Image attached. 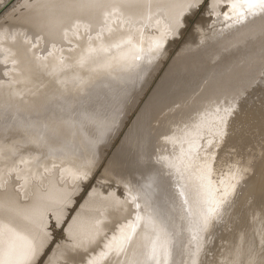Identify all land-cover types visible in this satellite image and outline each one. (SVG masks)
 <instances>
[{
  "label": "bare ground",
  "instance_id": "6f19581e",
  "mask_svg": "<svg viewBox=\"0 0 264 264\" xmlns=\"http://www.w3.org/2000/svg\"><path fill=\"white\" fill-rule=\"evenodd\" d=\"M205 1L20 0L2 16L0 264H264V11L208 0L159 73Z\"/></svg>",
  "mask_w": 264,
  "mask_h": 264
},
{
  "label": "rangeland",
  "instance_id": "374dc122",
  "mask_svg": "<svg viewBox=\"0 0 264 264\" xmlns=\"http://www.w3.org/2000/svg\"><path fill=\"white\" fill-rule=\"evenodd\" d=\"M18 1H20V0H8L5 4H3V8H1L0 9V19L2 18L3 19V17L2 16H4L5 15V13H7L8 11H10L11 9H13V7H15L14 5L18 2ZM208 0H206L205 1V3L203 4V6L200 8V9H197V17L195 16L194 18H193V20L192 21H190L189 23H188V25H187V27H186V25L185 26H183V27H185L184 28V30L185 31H183L182 32V34H181V36L179 35V36H177V37H175V42L173 43V45L169 48L170 49V55H168V56H170V57H165L164 58V65L162 66V69L160 70V75L162 76V74H163V71H165L164 69L165 68H167L168 67V65H170L169 64V62L171 61L172 62V58H175L176 57V55H177V53L179 54L180 53V51L182 50H180V51H178V49H180V47L181 48H183V42H185L184 43V45L187 43V42H196L197 40H195L196 39V37H197V39H198V35L197 34H199V33H197L194 29L196 28L197 29V27H194L195 26V24L197 25V22L199 21V22H201L203 19L205 20V15H208V12L206 13L205 11H207V5H208ZM3 3V0H2V2L0 3V4H2ZM201 3H203V1L201 2ZM204 8V9H203ZM205 8H206V10H205ZM202 10V11H201ZM201 11V12H200ZM204 12L206 13V14H204ZM200 13H201V15H200ZM204 15V16H203ZM209 16V15H208ZM207 16V17H208ZM202 18V19H201ZM198 19H200V20H198ZM197 21V22H196ZM192 22V23H191ZM195 23V24H194ZM206 24V25H205ZM203 26L205 27V26H208V24L206 23V22H204V24H203ZM182 27V28H183ZM185 33V34H184ZM192 33V34H191ZM194 33V34H193ZM186 36V38H184L183 36ZM179 37H181V38H179ZM195 37V38H194ZM176 38H178V40L180 41H178ZM189 41H188V40ZM191 39V40H190ZM194 39V40H193ZM172 40V39H171ZM177 40V41H176ZM185 40V41H184ZM187 41V42H186ZM180 43L181 45H179L178 43ZM194 42V43H195ZM188 44V43H187ZM172 48V49H171ZM176 48V49H175ZM178 51V52H177ZM177 52V53H176ZM176 54V55H175ZM175 56V57H174ZM178 56V55H177ZM170 62V63H171ZM167 66V67H166ZM159 71V70H158ZM157 71V72H158ZM160 75L159 74H157L156 75V78L153 80V81H151V82H149V79L147 80V82H148V87H147V82L146 81H142L141 83L143 84V85H141L140 83H139V87H137V89L139 88H141L140 86H143V89L142 90H140L141 92H139V91H136L137 89H133L132 91L133 92H131L130 94H131V97L128 99V104L127 105H129L131 102H136L137 100V102L135 103V104H130V105H132L133 106V108H131V106H130V110L128 111L127 109H129V108H127V107H129V106H125L124 108L127 110H125V109H123L122 111H121V115H120V117L121 118H119V120H123V125L122 126H120V130L118 131L119 133H120V131L122 132L121 134L122 135H124L125 133H126V131L131 127L130 126V122H131V125H132V123L134 122L133 120H135L136 121V117H138L139 119L140 118H143V114H144V111H145V106H146V103H144L143 105H142V103H143V100H144V102H147L146 100L148 99V97H150L149 95L151 94V92L149 91V89L150 90H152L153 91V87L155 86L154 84L155 83H157L156 81H158V79L160 78ZM157 79V80H156ZM152 83H153V86H151L152 85ZM146 84V86H144ZM151 84V85H150ZM138 86V85H137ZM147 88V89H146ZM149 88V89H148ZM145 90V91H144ZM134 91H136V92H138L137 94H139L140 93V95H137V94H134ZM144 91V92H143ZM135 92V93H136ZM143 92V93H142ZM148 95V96H147ZM138 96L140 97V98H138ZM134 97V98H133ZM136 97L138 98L137 100H134V99H136ZM147 97V98H146ZM133 98V99H132ZM146 98V99H145ZM131 99H132V101H131ZM129 100L131 101V102H129ZM142 102V103H141ZM140 103H141V107H140ZM134 105H135V107H134ZM137 105V106H136ZM144 106V107H143ZM141 109H140V108ZM143 110V111H142ZM123 112H124V115H123ZM128 112H130V113H128ZM139 113V114H138ZM140 113H143L142 114V116H140ZM127 114V115H126ZM147 113H145V115H146ZM137 115H139V116H137ZM148 115V114H147ZM145 118V117H144ZM139 119H137V120H139ZM141 120H144V119H141ZM133 121V122H132ZM118 125V124H117ZM119 127V126H118ZM128 127V128H127ZM116 131H117V129H115ZM116 131H114L113 133H115ZM122 137H124V136H120V138L122 139ZM120 138H118V140H117V142H115L113 145L116 147V145L115 144H119L120 142H121V140H120ZM120 140V141H119ZM117 144V145H118ZM114 146L112 147V149H111V151H110V153L108 154V155H110L111 153H112V151H113V148H114ZM110 147V146H109ZM108 149H110V148H108ZM103 169L101 168L99 171H102ZM98 171V172H99ZM98 174H102V172H99ZM98 174L96 175V180H98L99 179V177H100V175L98 176ZM96 180H94V182H96Z\"/></svg>",
  "mask_w": 264,
  "mask_h": 264
},
{
  "label": "snow or ice",
  "instance_id": "6c2138e0",
  "mask_svg": "<svg viewBox=\"0 0 264 264\" xmlns=\"http://www.w3.org/2000/svg\"><path fill=\"white\" fill-rule=\"evenodd\" d=\"M230 7L239 19H245L246 12L255 15L253 10L256 8L264 11V0H230ZM227 18L231 19V16Z\"/></svg>",
  "mask_w": 264,
  "mask_h": 264
}]
</instances>
